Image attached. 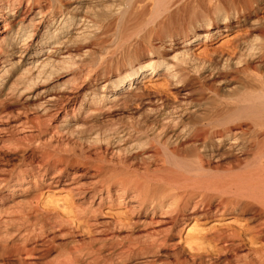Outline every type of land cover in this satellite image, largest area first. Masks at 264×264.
<instances>
[{"label": "bare ground", "instance_id": "6f19581e", "mask_svg": "<svg viewBox=\"0 0 264 264\" xmlns=\"http://www.w3.org/2000/svg\"><path fill=\"white\" fill-rule=\"evenodd\" d=\"M262 10L264 0H0V122L39 95L37 132L52 125L72 141L52 153L38 141L30 158L0 167V264H264ZM240 29L235 51L194 53ZM61 73L75 79L52 82ZM153 77L173 98L144 90ZM233 78L236 93L206 95ZM59 185L82 239L36 202ZM112 205L128 211L98 221ZM223 216L236 224L205 253L175 244L191 218Z\"/></svg>", "mask_w": 264, "mask_h": 264}, {"label": "rangeland", "instance_id": "374dc122", "mask_svg": "<svg viewBox=\"0 0 264 264\" xmlns=\"http://www.w3.org/2000/svg\"><path fill=\"white\" fill-rule=\"evenodd\" d=\"M260 14L262 17H264V10H262ZM245 33V29L225 32L224 34L219 35L218 37L206 43L201 42L194 48V53L198 57L204 59L226 55L237 49V47L241 44L243 39L242 36ZM66 79H71L72 81L75 79V76L73 77L72 73H61L54 76L52 82L60 83ZM77 81L79 82L80 79H77ZM240 81V79L233 78L230 83H219L217 85L214 84L215 87H211L206 90V95L214 96V89H217L219 97L222 95L226 96L234 94L240 90ZM45 86L46 85L44 84L40 85L32 91L30 90L28 93L32 95L37 93L39 94ZM142 86L146 92L157 93L160 95L162 94L164 96L170 95L169 98H173V96H171L170 88L167 85V82L161 77H153L152 79L143 80ZM216 97L219 99L218 96ZM39 98H41V96L36 95L35 99L24 101V104L26 103L24 106L12 104L8 107L9 113L6 118L7 120L0 122V138H2L3 142L5 143L2 147H0L1 168L16 165L18 166L22 162L23 158H30L33 148L35 151V146L37 145L38 141L43 145L42 149H45L50 153L53 152L56 146L63 148L66 144H71L72 141L69 142L70 140L67 136L65 137V135L57 133L55 130H53L52 125H46L45 131H43L41 134L37 132L34 118L37 116L35 104ZM208 107L209 105H204V109ZM26 118H29L32 122L25 123ZM43 120L47 122V119ZM117 121L118 119H116V117H109L105 122L112 123ZM44 144L46 145L45 147ZM48 144L52 145V147H49ZM92 152V149L89 150V153ZM34 160L38 161V157H35ZM36 202L42 208L47 209V211L58 215L60 219L67 222L73 221L74 225L77 226V230L79 231V234H75L74 237L76 239H82L84 235L82 232L86 230V225L84 222L77 219L78 211L76 206L73 204L74 198L64 186L59 185L42 191ZM127 211V208H125L123 205L104 206L101 210L102 213L99 214L97 219L98 221L105 222V220L107 221L118 216H123V214H125ZM235 224V219L230 216L212 217L208 219L191 218L189 221L178 227L179 230L177 229V231H175L176 233L173 237V240L179 249L182 251L184 250L185 253L203 254L207 249L210 250V246H212L210 238L217 229L228 227L230 225L233 226ZM67 238L69 239L70 237H58L55 242H58L57 244L62 247V245L68 241ZM98 259L99 258L94 261V258H92L89 263H106L99 259L101 261L100 262ZM9 262L12 264H18V262L13 259L9 260ZM106 264H109V262Z\"/></svg>", "mask_w": 264, "mask_h": 264}]
</instances>
